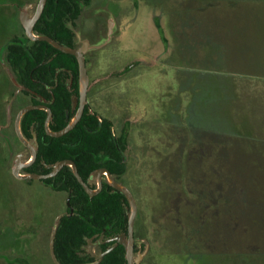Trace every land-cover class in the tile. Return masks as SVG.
<instances>
[{
	"label": "rangeland",
	"instance_id": "rangeland-1",
	"mask_svg": "<svg viewBox=\"0 0 264 264\" xmlns=\"http://www.w3.org/2000/svg\"><path fill=\"white\" fill-rule=\"evenodd\" d=\"M15 1L7 5L3 33L17 31L18 13L28 2ZM164 3L174 20L171 68L155 70L164 65L161 58L154 73L143 71L139 101L147 117L133 116L125 180L145 244L155 243L146 264H264V0ZM150 10L142 5L129 30L128 44L141 56L162 49ZM114 99L116 112L126 101ZM4 118L0 108V121L11 126L12 117ZM6 156L0 264L25 258V247L33 245L51 264L50 237L66 196L13 177Z\"/></svg>",
	"mask_w": 264,
	"mask_h": 264
},
{
	"label": "flooded vegetation",
	"instance_id": "flooded-vegetation-1",
	"mask_svg": "<svg viewBox=\"0 0 264 264\" xmlns=\"http://www.w3.org/2000/svg\"><path fill=\"white\" fill-rule=\"evenodd\" d=\"M167 1L174 2V0H55L54 13L51 16L46 14L47 19L44 20L42 16L46 0L41 15L33 26L32 35L47 36L60 46L81 54L83 58L82 68L86 79L83 99L81 97V68L77 57L56 49L46 41L28 38L19 20L20 12L17 17V31L10 32L7 30L4 35L0 36V73L2 75L0 77V108L3 111L4 119H6V115L12 117L11 126L10 124L6 126L5 122L0 121V142L3 145L1 148L4 149L7 155L6 158L12 160L9 163L11 164V166L9 165L11 174L12 166L19 157L20 164L26 165L21 168V174L49 175L54 169L48 167V165L57 163L48 164L41 160L42 168L38 164L39 142L43 143L45 137L40 136L38 138L37 133L34 131V123L29 128L30 137L23 134L21 125L27 113L30 111L43 112L45 114L44 129L48 109L51 117L48 128L53 131L50 128L51 123L53 125H59V122L64 123L63 127L56 130L59 131L77 115L82 103L80 118L70 131L85 117L84 119L87 120L89 126L87 130L94 145H97L95 149L90 150L95 158L96 166L89 172L86 179L82 180L90 189H99L91 197L98 195L105 186L110 187L111 192L120 194L108 183L106 174V171H108L116 183L123 185L131 192L136 203L131 243V256L134 264H146L147 257L152 254L151 250L155 243L145 244L146 237L143 234V229L141 231L137 225L138 219L141 218L140 210L132 190L125 184L128 174V155L132 151L131 146H133L131 145L130 126L132 127V121L134 117H137L136 115H143L141 111L146 113L147 110V106L142 105L139 101L140 90L138 85L143 79V71L146 69L148 73L153 65L159 67L158 61L161 58L164 65L161 69L157 68L155 70L168 73V69L171 68L170 45L173 38L174 20L172 15L170 16L166 11L164 2ZM37 3L38 0L36 2L28 0L23 6L24 8L30 5L28 8L30 17L35 13ZM8 4L15 7L18 2L12 1ZM142 5L150 7L152 24L162 44V49L159 52L145 56L138 54L139 48L136 45L130 46L128 44L129 30L136 22ZM167 10L169 9L167 8ZM39 42L47 43L56 52L41 46ZM8 43H10V46L6 48L5 46ZM15 57L21 58V61L16 62ZM126 57L130 58L128 63L117 64V61L120 62L122 58ZM102 60L106 62L104 65L101 64ZM163 69H167V71ZM114 98L126 101L125 104L123 103L124 105L119 104L117 106L116 112L110 106L111 102L115 100ZM27 106L37 107L25 113L20 122L21 133L29 148L19 140L15 129V119L18 113ZM52 109H55L56 112L54 113ZM44 133L46 136L51 137L45 129ZM33 135L36 139V157L34 160H32L30 152V148L33 149L35 146ZM110 143H113V146ZM16 146L21 150L14 155ZM148 150L153 153L154 147L151 145ZM24 152L27 153L25 158H23ZM13 155L16 156L14 160ZM137 159L138 156L135 157V161ZM35 165L36 171H33L31 168ZM64 167L68 166H63L54 175L44 179L19 180L29 185L35 181L51 192L61 193L53 191L45 183V180L53 179ZM110 167L115 171H111ZM69 199L70 193L67 198L65 197V211L63 214H67V208L70 216L73 211L70 212ZM128 206L127 201V206H125L127 227L125 231L112 233L103 229L101 233L93 234L85 239L82 252L79 254L84 259L83 264H101L107 256L113 254L119 247L122 248V254L121 252L119 254L123 257V264H128L125 246L117 240L119 236H124L122 242L128 243ZM34 220L36 225L40 223V220L36 217ZM28 234H31V232H28ZM156 241L160 246L158 240ZM139 242H143V246ZM24 256L23 259L22 257H14L9 260L13 261V264L18 259L24 264H30V261L35 259L36 264H44L43 258L36 252L35 245L32 248L25 247ZM49 256L51 264H59L55 256L52 258L50 247ZM189 258L193 260L190 256Z\"/></svg>",
	"mask_w": 264,
	"mask_h": 264
},
{
	"label": "trees",
	"instance_id": "trees-1",
	"mask_svg": "<svg viewBox=\"0 0 264 264\" xmlns=\"http://www.w3.org/2000/svg\"><path fill=\"white\" fill-rule=\"evenodd\" d=\"M12 1L15 0H0V28L4 24L2 20L6 21L9 19L5 12L8 10V3ZM194 1L198 5L207 6L211 5L213 0ZM54 7L55 0H47L42 19H47L46 14L51 16L54 13ZM2 29L0 30V36L5 33H3ZM39 44L48 50L56 52L45 42H39ZM9 46L10 43L6 44L5 47ZM15 60L18 62L21 61V58L15 57ZM55 109H52L54 113L56 112ZM44 117L45 114L43 112L30 111L24 116L21 125L25 136L30 137L29 128L34 123V131L37 133L38 138L40 136L45 137L43 143L39 142L38 164L42 168L41 160L45 163L53 164L63 159H70L75 163L79 175L85 180L89 172L96 166L95 158L90 150L95 149L97 146L96 144L94 145L87 130L89 127L87 120L84 117L72 131L62 137L51 138L44 133ZM63 125L64 123L60 122L59 125L51 123L50 128L56 131ZM110 145L113 146V143H110ZM4 155L6 153L0 147V168L3 169L4 164L2 161ZM35 168L36 165L31 169L36 171ZM110 170L115 171L112 168ZM45 183L53 191L65 194L66 198L70 193L69 204L73 208V214L70 216L68 214L69 210L66 208L67 214L60 216L59 224L55 231L53 252L59 264H83L84 259L79 254L82 252L85 239L93 234H99L103 229L112 233L126 230L127 214L125 206H127V201L123 195L111 192L110 187L105 186L98 195L90 198L76 181L69 167H64L57 176L53 179L45 180ZM119 252L122 254L121 247L117 248L110 256H107L101 264H123L124 260ZM18 260L16 261L24 264L20 259Z\"/></svg>",
	"mask_w": 264,
	"mask_h": 264
},
{
	"label": "water",
	"instance_id": "water-1",
	"mask_svg": "<svg viewBox=\"0 0 264 264\" xmlns=\"http://www.w3.org/2000/svg\"><path fill=\"white\" fill-rule=\"evenodd\" d=\"M45 2H46V0H38V3L36 5V11L31 17L28 15V8L30 7V5L25 6L19 13L20 23L22 24L23 28L25 29V32H26V35L28 36V38H30L32 40L46 41L47 43H49L51 46L55 47L56 49H58V50H60V51H62L64 53L72 54V55L77 57V59L79 61L80 68H81V97L83 99L84 88L86 86V79H85L84 71H83V68H82V66H83V58H82L81 54L79 52L75 51V50L60 46L57 42H55L53 39H51V38H49L47 36H33L32 35L33 26L36 23V21L38 20V18L40 17L41 12H42V10L44 8ZM81 107H82V103H81ZM81 107H80L77 115L64 128H62L61 130L56 131V132L50 131L49 128H48V123H49V120H50L51 117H50V111L47 109V116H46L45 121H44V129H45L46 133L49 136H51V137L58 138V137L63 136L67 132H69L75 126V124L77 123V121L80 118ZM35 108H37V107H35V106H27V107L23 108L18 113V115H17V117L15 119L16 134H17L19 140L25 146H27L28 148H29L28 143H27L26 139L24 138V136L22 135L21 130H20V122H21V119H22V117H23V115L25 113H27L29 110H32V109H35ZM33 141L35 143V146H34L33 149L30 148L32 160H34L35 157H36V149H35V147H36V139H35V135H33ZM19 158L16 160L15 164L12 166V175L15 178H17V179H21V180L44 179L46 177L54 175L63 166H68V167H70V169H71V171L73 173V176L76 178L78 183L83 187L84 191L90 197L95 195L99 191V189L92 190V189H90L87 186V184L82 180V178L78 174L76 165L71 160H68V159L61 160V161L57 162L55 165H48V167H51V168L54 169L53 172L51 174H49V175H37V174H27V173H22L21 174L20 173L21 168L26 166V165H24V164L21 165L20 161H19ZM106 174L108 176V183L115 190H117V192H119L120 194L124 195L125 198L128 201V205H129L128 206L129 207V217H128V236H129V239H128V243L126 244V243L122 242V238L124 236H119L117 238V240L120 241L125 246L126 259L128 261V264H134L132 262V256H131L132 255L131 243H132L133 222H134V218H135V215H136V203H135V200H134L131 192L126 187H124L123 185H121L119 183H116L114 181V179L111 177V175H110V173L108 171H106ZM67 204H68V200H67ZM69 209H70V212L72 213V211H73L72 207H69ZM59 219H60V216L56 217V220H55V223H54V228L52 230L51 237H50L49 247H50V253H51L52 258H54L53 241H54L56 228H57V226L59 224Z\"/></svg>",
	"mask_w": 264,
	"mask_h": 264
}]
</instances>
